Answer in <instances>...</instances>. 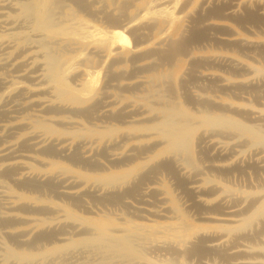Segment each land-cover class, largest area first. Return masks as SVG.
I'll return each mask as SVG.
<instances>
[{
  "label": "bare ground",
  "instance_id": "1",
  "mask_svg": "<svg viewBox=\"0 0 264 264\" xmlns=\"http://www.w3.org/2000/svg\"><path fill=\"white\" fill-rule=\"evenodd\" d=\"M261 25L264 0H0V264H264V183L227 179L264 174Z\"/></svg>",
  "mask_w": 264,
  "mask_h": 264
},
{
  "label": "rangeland",
  "instance_id": "2",
  "mask_svg": "<svg viewBox=\"0 0 264 264\" xmlns=\"http://www.w3.org/2000/svg\"><path fill=\"white\" fill-rule=\"evenodd\" d=\"M262 27L261 28H259V29H257V32H258V35L259 36H262V37H264V26L263 25H261ZM260 31H261V33H260ZM245 32H240V34L242 35V36H247V34L245 33ZM215 46H220V45H215ZM214 46V47H215ZM231 51V50H230ZM229 51V52H230ZM253 57V56H252ZM262 57V58H261ZM253 59V60H252ZM251 62H253L254 61V63H257V64H259V65H264V56L263 55H260L259 57H255V59L254 58H250L249 59ZM256 61V62H255ZM247 168H244L243 170H238L237 171V173H236V171H234V172H232V175L230 174L228 177H227V179H228V182H229V185L230 186H232V187H234V188H240V189H242L243 191H245V192H252V191H254V188H253V185L255 184V183H257V181H259L260 180V182L262 183H264V174L263 173H260V174H256L255 173V171L252 169V168H250V167H248V166H246ZM243 171V172H242ZM252 171V172H251ZM247 175V176H246ZM257 175V176H256ZM259 175V176H258ZM236 176V177H235ZM226 179V180H227ZM231 183V184H230ZM252 184V185H251ZM238 186H240V187H238Z\"/></svg>",
  "mask_w": 264,
  "mask_h": 264
}]
</instances>
